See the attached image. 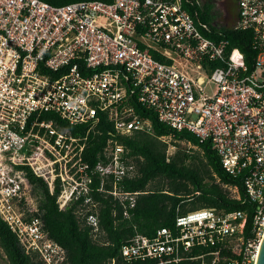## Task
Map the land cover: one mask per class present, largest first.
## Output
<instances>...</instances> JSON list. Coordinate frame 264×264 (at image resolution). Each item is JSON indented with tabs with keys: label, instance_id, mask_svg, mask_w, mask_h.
Returning a JSON list of instances; mask_svg holds the SVG:
<instances>
[{
	"label": "built area",
	"instance_id": "1",
	"mask_svg": "<svg viewBox=\"0 0 264 264\" xmlns=\"http://www.w3.org/2000/svg\"><path fill=\"white\" fill-rule=\"evenodd\" d=\"M238 2L233 27L251 32L252 65L240 49L229 50L228 40L205 35L184 0H0V216L26 252L45 264L66 257L44 229L27 166L51 191L60 179V208L84 197L78 213L95 232V173L101 190L113 183L108 191L129 215L139 192L118 186L138 175L129 148L110 139L90 168L87 137L75 136L69 124L94 125L103 113L121 135L153 133L140 105L209 141L224 169L241 178L255 203L253 238L244 234L246 212L203 208L178 215L174 228L160 227L152 237L136 234L121 249L124 259L218 264L227 249L238 255L231 264H255L264 235V0ZM175 153L168 149V160ZM225 187L240 198L238 186ZM197 247L202 251L190 257Z\"/></svg>",
	"mask_w": 264,
	"mask_h": 264
},
{
	"label": "trees",
	"instance_id": "2",
	"mask_svg": "<svg viewBox=\"0 0 264 264\" xmlns=\"http://www.w3.org/2000/svg\"><path fill=\"white\" fill-rule=\"evenodd\" d=\"M43 1L63 5L77 0ZM215 2L216 0H184L183 4L205 35L216 40H228L229 50L240 49L247 62L252 65L254 52L251 47V32L215 24ZM203 23L208 24L210 30H206ZM137 111L152 120L153 133L139 131L132 135H121L103 113H99V120L94 125L69 124L75 136L87 137L83 158L90 168H94L103 158L104 148L110 139L125 144L137 164L138 175L134 178L125 177L118 185L125 191L139 192L136 205L128 210V216L124 214V205L108 191L113 183L109 181L105 190H101L99 173L93 175L90 186L91 195L98 202V232L85 223L78 213L84 197L64 209L60 208V179L57 180L54 191H51L43 177L35 175L30 166L26 167L33 183L34 195L39 201L44 229L66 251L62 264H141L140 261L128 263L124 259L121 253L123 245L138 233L152 237L160 227L174 228L178 215L203 208L246 212L244 234L247 239L253 238L255 203L246 193L241 178L233 177L224 169L221 158L212 149L211 143L201 141L187 130L173 129L160 122L154 112L140 105L137 106ZM43 118L58 119L52 112H44ZM162 136H171L197 146L202 150L205 162L197 164L196 155L181 149L168 160V144L160 138ZM225 185L238 186L240 198L234 197ZM0 245L9 264H45L37 255L26 252L16 232L1 216ZM201 251L202 248H193L189 256L196 257ZM237 258V254L224 249L218 264H231ZM169 264H200V260L186 258Z\"/></svg>",
	"mask_w": 264,
	"mask_h": 264
},
{
	"label": "rangeland",
	"instance_id": "3",
	"mask_svg": "<svg viewBox=\"0 0 264 264\" xmlns=\"http://www.w3.org/2000/svg\"><path fill=\"white\" fill-rule=\"evenodd\" d=\"M219 0L215 2L214 7V14H215V24L221 25V26H228L231 27L235 24L236 19L235 18H229L227 21L224 18V10L219 4ZM163 141H165L168 144V149L172 152H177L179 149L185 150L186 152L190 154L196 155L195 162L197 164L202 165V161H204L203 152L201 149H199L197 146L191 144L187 141H179L171 136H163L161 137ZM230 193L234 196L236 195V189L235 188H228ZM0 264H9V260L7 258V255L4 251V249L0 245Z\"/></svg>",
	"mask_w": 264,
	"mask_h": 264
},
{
	"label": "flooded vegetation",
	"instance_id": "4",
	"mask_svg": "<svg viewBox=\"0 0 264 264\" xmlns=\"http://www.w3.org/2000/svg\"><path fill=\"white\" fill-rule=\"evenodd\" d=\"M219 2V4L224 10V18L226 19V21L232 17L235 18L237 21L239 18L240 9L238 0H219Z\"/></svg>",
	"mask_w": 264,
	"mask_h": 264
},
{
	"label": "water",
	"instance_id": "5",
	"mask_svg": "<svg viewBox=\"0 0 264 264\" xmlns=\"http://www.w3.org/2000/svg\"><path fill=\"white\" fill-rule=\"evenodd\" d=\"M255 264H264V235L259 246L258 256Z\"/></svg>",
	"mask_w": 264,
	"mask_h": 264
}]
</instances>
